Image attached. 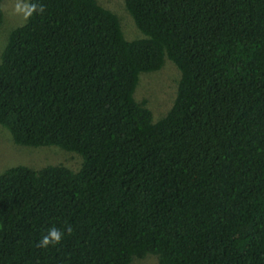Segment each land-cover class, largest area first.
<instances>
[{"label": "trees", "instance_id": "trees-1", "mask_svg": "<svg viewBox=\"0 0 264 264\" xmlns=\"http://www.w3.org/2000/svg\"><path fill=\"white\" fill-rule=\"evenodd\" d=\"M124 1L143 35L99 0H29L44 11L8 34L0 124L83 162L0 172V264H264V0ZM165 57L154 118L134 89Z\"/></svg>", "mask_w": 264, "mask_h": 264}, {"label": "rangeland", "instance_id": "rangeland-1", "mask_svg": "<svg viewBox=\"0 0 264 264\" xmlns=\"http://www.w3.org/2000/svg\"><path fill=\"white\" fill-rule=\"evenodd\" d=\"M99 1L118 14L126 37L143 35L126 8L124 0ZM16 3L17 0L1 1L3 18L0 22V54L7 42L10 30L25 21L23 15L15 11ZM179 76V67L171 58L165 57L160 67L139 73L134 96L137 99L145 98L147 105L154 112V118H158L170 107L176 93ZM81 162H83V157L80 153L59 145L19 144L14 140L11 131L0 124V172L19 163L35 168L48 163H62L76 170ZM133 259L132 264H161L155 253H147L140 257L136 255Z\"/></svg>", "mask_w": 264, "mask_h": 264}, {"label": "clouds", "instance_id": "clouds-1", "mask_svg": "<svg viewBox=\"0 0 264 264\" xmlns=\"http://www.w3.org/2000/svg\"><path fill=\"white\" fill-rule=\"evenodd\" d=\"M15 11L17 13H21L25 20L32 17L34 13L44 11L42 5H37L35 3H29L28 0H17L15 5ZM66 231L70 234L72 229L70 226L66 228ZM64 237V231L56 228L55 226L49 228L47 233L41 237V239L37 242V246L41 248H47L50 245L55 246L61 243Z\"/></svg>", "mask_w": 264, "mask_h": 264}]
</instances>
